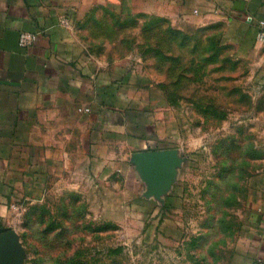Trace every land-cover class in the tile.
<instances>
[{
    "label": "rangeland",
    "instance_id": "374dc122",
    "mask_svg": "<svg viewBox=\"0 0 264 264\" xmlns=\"http://www.w3.org/2000/svg\"><path fill=\"white\" fill-rule=\"evenodd\" d=\"M179 6L134 14L110 1L76 26L82 56L132 88L157 148L173 153L171 184L136 194L103 165L52 185L2 226L22 264H238L264 177V44Z\"/></svg>",
    "mask_w": 264,
    "mask_h": 264
},
{
    "label": "crops",
    "instance_id": "0c3cea01",
    "mask_svg": "<svg viewBox=\"0 0 264 264\" xmlns=\"http://www.w3.org/2000/svg\"><path fill=\"white\" fill-rule=\"evenodd\" d=\"M120 2L134 14L174 3L256 37L264 0H0V224L58 183L108 165L140 194L145 176L132 159L159 150V138L127 84L112 81L79 49L76 26L94 6ZM127 9V8H126ZM67 22L65 25L62 22ZM22 33L37 40L21 47ZM87 110V111H85ZM66 177H70L66 180ZM238 264H264V177L247 200Z\"/></svg>",
    "mask_w": 264,
    "mask_h": 264
},
{
    "label": "water",
    "instance_id": "95a60500",
    "mask_svg": "<svg viewBox=\"0 0 264 264\" xmlns=\"http://www.w3.org/2000/svg\"><path fill=\"white\" fill-rule=\"evenodd\" d=\"M140 173L147 181V191L151 196L162 194L171 184L172 168L176 165L174 155L169 150L138 153L133 156ZM23 248L14 231L0 234V264H22Z\"/></svg>",
    "mask_w": 264,
    "mask_h": 264
},
{
    "label": "built area",
    "instance_id": "2783aa9c",
    "mask_svg": "<svg viewBox=\"0 0 264 264\" xmlns=\"http://www.w3.org/2000/svg\"><path fill=\"white\" fill-rule=\"evenodd\" d=\"M65 25H69L67 22H62ZM37 40V35L33 33H22L19 38V44L21 47H28ZM256 40L260 44H264V20H260L257 25ZM87 111V110H85Z\"/></svg>",
    "mask_w": 264,
    "mask_h": 264
},
{
    "label": "trees",
    "instance_id": "16d2710c",
    "mask_svg": "<svg viewBox=\"0 0 264 264\" xmlns=\"http://www.w3.org/2000/svg\"><path fill=\"white\" fill-rule=\"evenodd\" d=\"M2 224H0V234L9 231L8 229H3Z\"/></svg>",
    "mask_w": 264,
    "mask_h": 264
}]
</instances>
